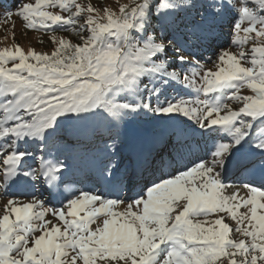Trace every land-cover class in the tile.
Returning <instances> with one entry per match:
<instances>
[{
	"label": "snow or ice",
	"instance_id": "6c2138e0",
	"mask_svg": "<svg viewBox=\"0 0 264 264\" xmlns=\"http://www.w3.org/2000/svg\"><path fill=\"white\" fill-rule=\"evenodd\" d=\"M0 24V264H264V0H0Z\"/></svg>",
	"mask_w": 264,
	"mask_h": 264
},
{
	"label": "rangeland",
	"instance_id": "374dc122",
	"mask_svg": "<svg viewBox=\"0 0 264 264\" xmlns=\"http://www.w3.org/2000/svg\"><path fill=\"white\" fill-rule=\"evenodd\" d=\"M94 3L97 5H107V6H114L116 0H93ZM119 2H126V0H119ZM3 3L11 6L12 0H3ZM15 21V42L19 43L24 48L34 47L37 51H48L50 48L48 36L44 33H37V32H27L24 33V29L22 28L21 21L17 18H13ZM8 28L9 32L7 33L8 39H5V31L4 29ZM225 33L228 32V29L224 30ZM60 34V33H58ZM64 35H68L67 33H63ZM43 41V43H41ZM13 43L11 37V25L10 24H0V48L11 46ZM225 47H228V44H225ZM205 59H207L212 54L208 51L203 53ZM171 95V93L169 94Z\"/></svg>",
	"mask_w": 264,
	"mask_h": 264
}]
</instances>
